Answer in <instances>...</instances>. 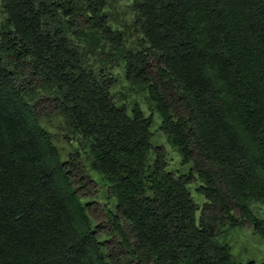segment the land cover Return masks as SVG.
<instances>
[{
	"label": "trees",
	"instance_id": "obj_1",
	"mask_svg": "<svg viewBox=\"0 0 264 264\" xmlns=\"http://www.w3.org/2000/svg\"><path fill=\"white\" fill-rule=\"evenodd\" d=\"M122 80L148 94L185 172L167 168L151 115L113 92ZM53 116L83 151L61 158ZM82 152L112 207L93 199ZM254 203L264 0H0V264H237L222 240L264 239Z\"/></svg>",
	"mask_w": 264,
	"mask_h": 264
},
{
	"label": "rangeland",
	"instance_id": "obj_2",
	"mask_svg": "<svg viewBox=\"0 0 264 264\" xmlns=\"http://www.w3.org/2000/svg\"><path fill=\"white\" fill-rule=\"evenodd\" d=\"M119 90L125 94V102L131 104V102L136 101L141 106L146 116L151 115L152 123L150 131L152 134V142L166 147L167 168L177 173L185 172L188 166L181 163L178 152L167 143L161 129L162 117L155 109L154 105L150 102L148 94L131 89L123 80L120 81V84L113 89V92L116 93L117 97L119 96L117 94ZM42 125L50 134L54 145L61 154L62 159H66L68 153L72 149L70 144L80 149L82 148V139L78 135H70V140H65L64 136L67 135V132L64 130L62 120L59 116L43 119ZM82 155L89 173L97 183V193L93 199L112 207V196L105 190V185L100 179V176L90 168V162L84 152H82ZM199 184L200 181L197 180L196 182L190 184L188 188L195 202L201 204L204 201V197L196 191V187ZM82 201H89V198L83 199ZM252 208L257 215L264 218V204L254 203ZM222 241H225L230 246V253L237 264H245L248 260L260 263L264 259V239L258 236L251 227H235L227 233L226 237Z\"/></svg>",
	"mask_w": 264,
	"mask_h": 264
}]
</instances>
